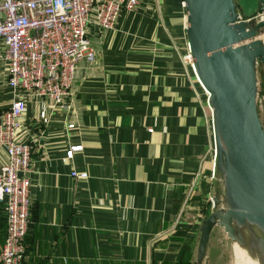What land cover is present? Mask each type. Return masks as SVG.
<instances>
[{
    "label": "crops",
    "instance_id": "1",
    "mask_svg": "<svg viewBox=\"0 0 264 264\" xmlns=\"http://www.w3.org/2000/svg\"><path fill=\"white\" fill-rule=\"evenodd\" d=\"M258 1L238 0L247 14ZM87 36L97 61L81 66L73 93L60 103L26 99L18 138L33 153L24 264H192L201 206L215 187L214 148L205 92L183 62L184 0H141L107 31L91 16ZM8 71L0 46V116L18 97ZM72 146L82 150L69 160ZM7 157L0 146V165ZM225 200L222 189L215 207ZM213 252L208 244L211 264Z\"/></svg>",
    "mask_w": 264,
    "mask_h": 264
},
{
    "label": "built area",
    "instance_id": "2",
    "mask_svg": "<svg viewBox=\"0 0 264 264\" xmlns=\"http://www.w3.org/2000/svg\"><path fill=\"white\" fill-rule=\"evenodd\" d=\"M140 2H0V46L9 66L8 85L18 96L0 116V146L8 156V161L0 165V206L6 218V240L0 247V264H24L27 258L25 239L31 225L29 173L33 150L29 143L18 138L23 129L26 99L65 101L74 91L81 66H92L97 61L96 48L87 36L91 16L100 29L112 30L120 13L135 10ZM183 62L194 71L190 53ZM204 92L208 103V94ZM81 150V146H72L67 158L72 160ZM71 177L87 179L88 175L74 171Z\"/></svg>",
    "mask_w": 264,
    "mask_h": 264
},
{
    "label": "water",
    "instance_id": "3",
    "mask_svg": "<svg viewBox=\"0 0 264 264\" xmlns=\"http://www.w3.org/2000/svg\"><path fill=\"white\" fill-rule=\"evenodd\" d=\"M184 7L189 53L208 94L213 133L217 195L213 213L201 221L192 262L204 264L222 189L238 209L228 215L264 241L257 230L264 231V92L254 68L255 61L264 65V0L250 14L238 0H184Z\"/></svg>",
    "mask_w": 264,
    "mask_h": 264
},
{
    "label": "rangeland",
    "instance_id": "4",
    "mask_svg": "<svg viewBox=\"0 0 264 264\" xmlns=\"http://www.w3.org/2000/svg\"><path fill=\"white\" fill-rule=\"evenodd\" d=\"M259 21H261V20H259ZM260 67H261V64H259V63L255 64V68L258 71V82H259V84L261 83V73H262ZM263 89L260 90V85H259V90L264 92ZM262 99H264V97L261 96V100ZM214 186H215V184H214ZM216 195H217L216 187H213V189L209 193V197L207 198L206 203L203 204V206H201V210H204V216L205 217H208L213 213L214 210H213L212 199ZM223 203L225 204V202H222L221 204H219L217 209L222 211L221 212L222 216H225V213L227 212V207L224 206ZM233 223L236 224V222H233ZM236 235H237V233H235V236ZM211 240H210V246L212 245V248L214 251L213 256L217 257L214 264H245V262H250L251 258H253L251 256V254L253 253V250L248 249L249 251L248 250L246 251L245 250L246 248L241 249L240 248L241 245L239 246V244H235V238L232 239V237H230L228 235L224 225H219L216 227L215 234L213 237L211 236ZM241 247H243V246H241ZM236 251L240 252L241 259L237 257ZM258 256H260V255H258ZM254 258L256 259L258 264H262V262L258 260L257 254L254 255ZM206 261H208L207 255H206V259H205L204 264H206ZM209 264H211V263H209Z\"/></svg>",
    "mask_w": 264,
    "mask_h": 264
},
{
    "label": "bare ground",
    "instance_id": "5",
    "mask_svg": "<svg viewBox=\"0 0 264 264\" xmlns=\"http://www.w3.org/2000/svg\"><path fill=\"white\" fill-rule=\"evenodd\" d=\"M262 23H264V22H262ZM256 63L261 64V62L255 61L254 62V68H255V64ZM260 68H261V71L263 73L264 72V65H261ZM261 105L264 108V99L261 100ZM224 202H225L226 205L224 203L223 204H224V206L227 207V212L225 213V216H222L221 212L218 213L219 217L217 215V217L215 218L213 223H211V234L214 231V228H216L219 225H224L228 235L230 237H232V239L235 238V244H239V246L240 245L243 246L244 248L241 247V246H240V248L241 249H245L246 248L245 249L246 251L248 249H252L253 250V253L251 254V256L253 258H251L250 262H245V264H258L256 259L254 258L255 254H257L258 260L261 261L262 264H264V241H262V239H260L261 240L260 241L257 238V234H255V232H254L255 230L253 231V229H251L247 224H245V223L241 224V223H239L237 218L233 217L232 215L231 216L228 215L229 211H232V210L237 211L238 209H236V207L234 208L228 202L227 198H226V200ZM233 222H236V224H234ZM257 230H258V233L261 234L264 237V231H261L259 229H257ZM235 233H237L238 236L237 235L235 236ZM236 253H237V257L241 259L240 252L236 251ZM206 255H207V250H206ZM258 255H260V256H258Z\"/></svg>",
    "mask_w": 264,
    "mask_h": 264
},
{
    "label": "trees",
    "instance_id": "6",
    "mask_svg": "<svg viewBox=\"0 0 264 264\" xmlns=\"http://www.w3.org/2000/svg\"><path fill=\"white\" fill-rule=\"evenodd\" d=\"M5 240H6V218L3 213L2 207L0 206V247L1 245L4 244ZM26 252H27V248H26ZM87 261H88L87 263L83 261L82 264H143L137 261H125L122 260L121 258L114 259L109 257L103 259L87 260ZM80 263L81 262L78 261H67V263L65 264H80Z\"/></svg>",
    "mask_w": 264,
    "mask_h": 264
}]
</instances>
